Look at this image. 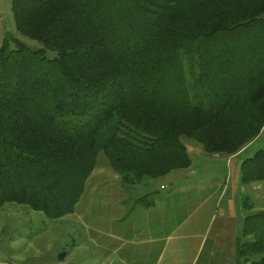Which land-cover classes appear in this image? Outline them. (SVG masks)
I'll list each match as a JSON object with an SVG mask.
<instances>
[{
  "label": "trees",
  "instance_id": "obj_1",
  "mask_svg": "<svg viewBox=\"0 0 264 264\" xmlns=\"http://www.w3.org/2000/svg\"><path fill=\"white\" fill-rule=\"evenodd\" d=\"M10 11L43 48L0 47V208L57 221L100 153L135 185L188 170L185 141L227 158L264 129V0H11ZM239 172L241 186L264 182V147ZM241 227L233 264H264V211Z\"/></svg>",
  "mask_w": 264,
  "mask_h": 264
},
{
  "label": "rangeland",
  "instance_id": "obj_2",
  "mask_svg": "<svg viewBox=\"0 0 264 264\" xmlns=\"http://www.w3.org/2000/svg\"><path fill=\"white\" fill-rule=\"evenodd\" d=\"M10 9L11 0H0V47L3 40L16 39L28 50L36 51L43 48L40 43L18 34ZM45 56L51 60L55 54L46 51ZM184 144L189 162L194 165L188 175L181 170L161 179H148L135 185H124L120 178L117 183L104 181L103 183L106 184L96 186L95 194L83 193L82 198L75 205L73 214L66 216L67 218L64 217L66 221L48 220L42 213L33 212L21 205H5L0 208V261L17 264L18 262L44 263L45 261L52 263L63 257L65 253H72L77 246L79 250H74L72 253H76L74 260L88 254L85 256L87 262L89 261L88 264H103L105 258H109L113 264L128 263L132 259L134 246L153 241L152 234L149 235V231L146 230L149 223L144 214V203L155 201L156 194L170 197L164 203L171 208L169 215L172 216L176 229L167 239L166 244L172 246L174 255L179 254L178 249H189L190 244L194 252V247L198 248L200 241L203 245L207 243L208 246L218 221L227 211L230 214L228 218L233 216L236 218L234 219L236 224L239 223L235 225L238 237L244 218L264 210V182L253 187L239 186L238 188L231 182L230 185L225 186L228 188L227 195L218 199L217 205L214 203L216 210L214 209L212 216L209 215L206 219L202 215L205 211L190 213L191 204L183 206L180 201L182 199L185 202L192 197L188 199L186 196H181L178 191L174 193L173 191L185 190L188 183L196 186L198 181L208 174L216 177L225 170L224 166H214L213 159L197 151L195 148L198 146L187 141ZM263 145L264 132L248 151L230 161L239 163L248 157V154L250 157L257 150L262 149ZM227 158L218 155L216 161L225 162ZM97 162L108 166L102 153L98 155ZM108 171L110 173V170ZM158 185L163 186L164 191L158 190ZM140 199L141 203L137 204ZM76 213H78L77 216ZM73 215V219L69 218ZM69 220H72V223L68 222ZM156 236L159 237V233ZM205 251L206 249L204 253ZM188 254L189 252H185L183 255L188 258Z\"/></svg>",
  "mask_w": 264,
  "mask_h": 264
},
{
  "label": "crops",
  "instance_id": "obj_3",
  "mask_svg": "<svg viewBox=\"0 0 264 264\" xmlns=\"http://www.w3.org/2000/svg\"><path fill=\"white\" fill-rule=\"evenodd\" d=\"M262 132H264V129L262 130ZM262 132H260L261 133L260 136L262 135ZM257 139L252 144L247 146V148L241 153L232 157H228L227 160H225V162L216 161L218 155L205 154V156H207L209 159L214 160L213 163L214 166H218V165L224 166L225 172L220 173V175H216V177L208 174V176H206L205 178H201L196 184V186H193L190 183H188L187 188H185V190L182 191L181 189L174 190L173 193L178 191V193L181 196H186L188 199L190 196L192 197L191 200L187 199L188 201H185L186 203L183 202V200L181 199L180 203L183 206L191 204L190 213H193L194 211H202V212L205 211V213H203L202 215L207 219V216L209 217V215L214 213V209L216 210L214 203L217 205L218 199H221L222 197L227 195L228 188L225 187L226 185H230L231 182H233L237 188L241 186L239 168L242 161L239 163H232L230 160L243 155L246 151H248L251 148V146H253V144L257 141ZM195 149L201 152L200 149L197 148ZM197 154L199 153L197 152ZM193 168L194 165L190 163L189 169L185 170L184 172L188 175V173H190L193 170ZM108 170H110V173ZM174 173L175 172H172V174ZM118 180H119L118 176L114 175L113 171L110 169L109 166H107V164L104 163L99 164L96 160L95 169L93 170L91 175L86 179L84 191L82 193L95 194L97 185L99 186L100 184H106L103 183L104 181L106 182L116 181L117 183ZM256 184L259 183H254L245 187H249V186L253 187V185ZM158 188H159L158 190L164 191L162 190L163 186L158 185ZM168 198L170 197L162 196V195L157 196L156 194L155 201L152 202V205L149 208H145L144 214L146 215L145 217L147 219V223H149V227L146 230L149 231L148 232L149 235L152 234L153 241L148 244L144 243L143 245L134 246L132 252L133 256L131 257L132 258L131 261H129L128 263L124 262L123 264H197L200 261V258L204 253L205 249L206 251L199 264H233V258H234L233 252L235 249V241H236L235 239L238 234L236 228L237 226L235 225L237 224L239 225V223L237 222L236 224L235 222L236 218H234L233 216L228 218V215H230L227 213L228 211L227 212L225 211L226 213H223L224 215L222 219L218 221L215 227L216 228L215 232L211 236L210 244L208 246L207 243L203 245L202 241H200L202 245L200 244L198 248L194 247L195 250L194 252L190 244L189 249L188 248L182 250L178 249L179 254L174 255L172 246L166 244L167 239L171 237V235H173L174 230L176 229L173 224L172 216L169 215V211L171 210V208L167 207V204L164 203V201H166ZM162 206L164 208H162ZM77 215L78 213H76V216ZM69 218L73 219L74 215L70 216ZM76 218L81 219V217H76ZM213 218L214 215L212 219ZM58 221L59 222L66 221V219L62 218L59 219ZM70 221L72 223V220H69L68 222ZM191 223L192 221L190 222V224ZM158 233H159V237L156 236ZM74 250H79V248H77L76 246ZM185 252H189L188 258L184 257L183 254H185ZM72 253L69 254L65 253L63 257L59 258L58 260H54V262L52 263L51 262L47 263L45 261L44 263L18 262V264H88L89 261L87 262V259L85 257L88 256V254L74 260L73 258L76 255V253L74 254ZM167 253L168 256H166ZM103 262H104L103 264H113V261H109V258H105ZM0 264H17V263H12L10 261L9 262L0 261Z\"/></svg>",
  "mask_w": 264,
  "mask_h": 264
}]
</instances>
